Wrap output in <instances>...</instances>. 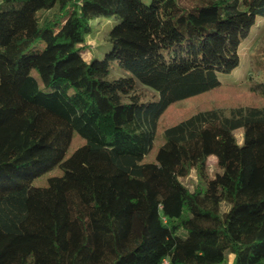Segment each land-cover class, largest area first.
<instances>
[{"label":"trees","instance_id":"1","mask_svg":"<svg viewBox=\"0 0 264 264\" xmlns=\"http://www.w3.org/2000/svg\"><path fill=\"white\" fill-rule=\"evenodd\" d=\"M100 17L110 50L87 61ZM260 18L264 0H0V264H264V104L210 98Z\"/></svg>","mask_w":264,"mask_h":264},{"label":"rangeland","instance_id":"2","mask_svg":"<svg viewBox=\"0 0 264 264\" xmlns=\"http://www.w3.org/2000/svg\"><path fill=\"white\" fill-rule=\"evenodd\" d=\"M145 4H149L151 0H142ZM186 8L193 7L199 0L187 1L180 0ZM42 16H49L51 12H39ZM115 17H100L91 21L92 32L87 36L85 44L80 45V51L85 60L89 61L91 58L102 59L104 55L110 50V43L108 41L109 32L114 26ZM46 43L39 41L34 44L29 51L42 50ZM240 64L230 73H218V78L223 84L222 87L229 85L230 88L217 92L210 96L215 101L224 102L228 105L232 100L242 104H264V98L258 92H253L251 87L258 81L264 80V19L260 18L258 23L251 31L250 36L243 41L240 50ZM130 73L122 69L116 62L112 64L111 79H116L122 76H129ZM236 87V88H232ZM136 92L144 100H156L159 95L156 91L142 84H137ZM205 96V95H202ZM203 98V97H201ZM200 98V99H201ZM206 98V97H205ZM208 100V97L206 101ZM198 101V100H197ZM196 100L190 101L187 104L177 105L167 113V121L170 119L190 113V111L197 110L199 104ZM191 109V110H190ZM173 120V119H172ZM171 120V121H172ZM169 121V122H171ZM235 136L239 144L243 143L246 137L250 136L248 129H239L235 131ZM208 172L210 177L215 175L218 171L216 165V158L210 157L207 162ZM185 186L192 189L196 183L195 173L192 172L186 179H182Z\"/></svg>","mask_w":264,"mask_h":264},{"label":"built area","instance_id":"3","mask_svg":"<svg viewBox=\"0 0 264 264\" xmlns=\"http://www.w3.org/2000/svg\"><path fill=\"white\" fill-rule=\"evenodd\" d=\"M165 264H168L167 261H165Z\"/></svg>","mask_w":264,"mask_h":264}]
</instances>
